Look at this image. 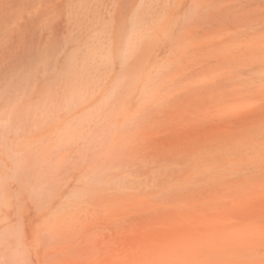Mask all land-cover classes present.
I'll list each match as a JSON object with an SVG mask.
<instances>
[{
    "label": "rangeland",
    "instance_id": "obj_1",
    "mask_svg": "<svg viewBox=\"0 0 264 264\" xmlns=\"http://www.w3.org/2000/svg\"><path fill=\"white\" fill-rule=\"evenodd\" d=\"M0 264H264V0H0Z\"/></svg>",
    "mask_w": 264,
    "mask_h": 264
}]
</instances>
